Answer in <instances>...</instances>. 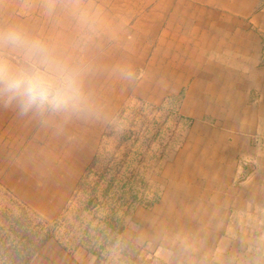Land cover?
I'll return each instance as SVG.
<instances>
[{
  "label": "rangeland",
  "instance_id": "374dc122",
  "mask_svg": "<svg viewBox=\"0 0 264 264\" xmlns=\"http://www.w3.org/2000/svg\"><path fill=\"white\" fill-rule=\"evenodd\" d=\"M128 1L0 0V29L21 28L79 65L87 101L80 112L43 116L0 102V264H171L147 246L124 242L110 217L124 226L136 219L135 229L145 219H170L161 200L175 179L170 164L186 143L197 146L193 137L206 132L198 125L216 122L217 105L214 116L202 118L201 96L185 89L154 94L155 81L143 75L147 64L134 62L144 44L152 53L153 25L141 24L128 7L124 16L132 14L130 20L111 21L119 17L113 7ZM122 51L131 57L121 74L127 78L115 79L120 73L110 72L106 57ZM222 107L230 117L237 109ZM256 149L259 156L241 160L242 173L232 183L258 189L259 216L249 223L247 213V223L237 226L246 237L242 248H258L264 259V137ZM232 162L225 161L226 167H237ZM224 176L211 168L201 178L212 187ZM187 177L188 185H197ZM166 228L160 241L168 245ZM254 233L257 246L247 239Z\"/></svg>",
  "mask_w": 264,
  "mask_h": 264
},
{
  "label": "crops",
  "instance_id": "0c3cea01",
  "mask_svg": "<svg viewBox=\"0 0 264 264\" xmlns=\"http://www.w3.org/2000/svg\"><path fill=\"white\" fill-rule=\"evenodd\" d=\"M126 7L130 13L136 9L141 24L153 25L152 53L144 44L134 62L147 64L143 75L155 81L154 94L177 95L185 89L201 96L200 117L214 116L215 104L218 119L198 125L205 135L193 137L197 146L186 143L170 164L175 179L170 178L161 199L170 219H145L138 229L136 219H127L123 237L171 264H261L258 248H242L246 237L237 226L246 222L247 213L249 223L259 216L258 189L232 180L242 173L241 160L259 156L256 142L264 137V0H132L114 6L119 17L111 21L130 20ZM124 54L106 57L110 72L120 73L115 79L127 78L121 74L131 57ZM222 103L235 105L233 117ZM225 161L232 162L229 168ZM211 168L225 175L217 179L218 186L201 178ZM187 176L197 185H188ZM165 228L168 245L160 241ZM247 239L257 246L255 233Z\"/></svg>",
  "mask_w": 264,
  "mask_h": 264
},
{
  "label": "clouds",
  "instance_id": "9594fccd",
  "mask_svg": "<svg viewBox=\"0 0 264 264\" xmlns=\"http://www.w3.org/2000/svg\"><path fill=\"white\" fill-rule=\"evenodd\" d=\"M0 102L21 114L80 112L87 103L83 69L21 28L0 29Z\"/></svg>",
  "mask_w": 264,
  "mask_h": 264
},
{
  "label": "trees",
  "instance_id": "16d2710c",
  "mask_svg": "<svg viewBox=\"0 0 264 264\" xmlns=\"http://www.w3.org/2000/svg\"><path fill=\"white\" fill-rule=\"evenodd\" d=\"M109 222H110L109 225H110L111 228L117 229L118 234H119V236H121L122 240H123L124 242H126V243L132 245L131 242H129L128 240H126V239L123 237V232H124V230H125V226H124L123 220H120L119 218H116V217H110V221H109ZM116 226H118L119 228H117ZM120 226H121V228H120ZM49 238H50L49 233L46 234V235H44L43 239L39 242L38 247H39L40 245H43L45 242H47V240H49Z\"/></svg>",
  "mask_w": 264,
  "mask_h": 264
}]
</instances>
